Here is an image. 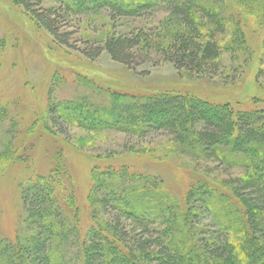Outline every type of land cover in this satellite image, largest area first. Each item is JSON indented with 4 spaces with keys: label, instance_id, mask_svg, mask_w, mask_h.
Returning a JSON list of instances; mask_svg holds the SVG:
<instances>
[{
    "label": "trees",
    "instance_id": "1",
    "mask_svg": "<svg viewBox=\"0 0 264 264\" xmlns=\"http://www.w3.org/2000/svg\"><path fill=\"white\" fill-rule=\"evenodd\" d=\"M51 1L59 5L51 25L49 14L41 22L24 3L18 5L25 8L24 18L34 25L37 20L56 38L54 27L61 18L56 12L63 8L69 17L107 11L112 22L165 10L169 18L161 27L114 32L88 55L93 59L107 52L112 61L132 71L136 61L144 63L155 55L190 78L210 67L216 72L222 56L218 41L227 34V24L234 29L232 43L247 35L242 25L246 21L227 15L236 10L234 0ZM111 80L116 81L109 78L100 84ZM107 92L108 106L86 98L55 105L49 113L51 124L140 138L152 131L168 132L183 154L227 169L241 168L242 175L227 181L194 179L187 193L177 198L166 187L159 189L156 182L126 169L119 174L94 172L87 198L89 228L83 227L70 178L65 183L51 175L37 178L22 192L28 234L10 238L0 232V264H264V116L183 95ZM8 152L0 154V174L13 156ZM122 181L145 183L144 191L138 193L141 187ZM158 190L162 201L151 197Z\"/></svg>",
    "mask_w": 264,
    "mask_h": 264
},
{
    "label": "rangeland",
    "instance_id": "2",
    "mask_svg": "<svg viewBox=\"0 0 264 264\" xmlns=\"http://www.w3.org/2000/svg\"><path fill=\"white\" fill-rule=\"evenodd\" d=\"M18 3H24L41 22L49 16V25L59 7L51 0H0V154L13 152L0 174L1 234L10 238L28 234L23 189L48 175L64 183L71 179L86 228L91 226L87 198L94 172L119 174L126 169L156 182L159 189L166 187L177 198L187 193L194 179L227 181L242 175L241 168L227 169L213 160L183 154L168 132L152 131L140 138L115 130L87 131L62 122L55 128L49 113L59 104L82 98L108 106L107 91H118L136 96L183 95L264 116V0L233 1L236 10L227 15L246 21L242 24L246 38L243 43H232L234 29L228 23L227 34L218 41L222 50L219 68L215 72L210 67L192 78L155 55L144 63L136 61L134 71L112 61L107 52L93 59L88 56L114 32L161 27L169 18L165 10L112 22L107 11L69 17L63 8L56 12L61 16L54 27L56 38L37 20L34 25L32 19H25V8ZM109 78L116 81L100 84ZM122 182L141 187L138 193L144 191L145 183ZM151 197L162 201L164 196L158 190Z\"/></svg>",
    "mask_w": 264,
    "mask_h": 264
}]
</instances>
